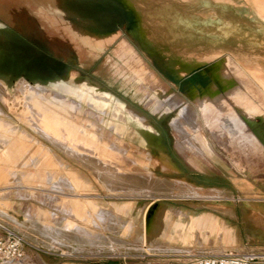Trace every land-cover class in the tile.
I'll return each mask as SVG.
<instances>
[{
    "label": "crops",
    "instance_id": "obj_1",
    "mask_svg": "<svg viewBox=\"0 0 264 264\" xmlns=\"http://www.w3.org/2000/svg\"><path fill=\"white\" fill-rule=\"evenodd\" d=\"M121 2L131 18L130 27L124 32L119 23L111 24L110 28L114 31L105 36L104 46L113 44L119 38L118 34H126V39L130 40L131 35L138 41L139 47L146 51L151 47L149 51L152 54L165 57L168 61L165 72L176 84L187 75L188 68L216 63L219 65L215 67V78L229 84L225 91L227 99L221 94L205 96L197 99L196 109H193L178 96L167 92V85L125 39L118 43L122 53L115 51L114 64H120L125 82L129 83L130 77L136 79L132 92L145 94L140 101L146 103L150 112L157 117H167V124L177 136L174 142L176 157L185 166L190 165L198 171L202 170V165L197 159L215 166L213 157L216 152L202 133L204 127L209 129L213 141L223 152L231 153L233 144H242L241 147L256 145L255 136L245 133L244 128L259 120L264 125V0H137L143 5V10H132ZM89 21L101 24L94 15H90ZM127 21L130 23L128 18L124 24ZM107 30L110 29H105V32ZM147 56L154 58L150 54ZM129 63L137 64L131 73L128 69L123 70L124 64ZM206 71L209 73V69ZM214 84L212 88L217 89L219 84L217 81ZM60 89L62 91L57 89L59 95H73V92ZM29 91H35L41 97L40 110L29 102V97L24 99V105L10 99L6 103L8 109L45 140L48 141L43 133L55 136L58 140L56 144L48 142L86 168L109 192L129 196L152 193L160 196L154 199H160L162 194L171 193L178 187L184 197L173 200L175 206L159 203L148 224L143 218V232L137 236L141 243L146 242L148 235L152 237L154 252L159 256H174L179 261L177 256H185L188 249L195 251L201 248L202 252H213L224 247L222 240L226 244L233 242L231 229L235 226L227 227L224 216L235 219L236 215L226 214L232 212L224 210L220 188L197 186L184 179L175 181V184L167 180L157 181L149 172L151 161L155 160L165 174L177 173L179 170L170 157L162 151L153 156L146 148L132 151L130 146L124 147L127 125L133 122L131 118L142 126L151 125L146 117L126 108L119 100L110 108L111 98L108 103L99 105L88 99L78 102L75 97L64 98L61 103L58 98L57 111L50 114L48 103H45L46 89L29 87ZM83 91L85 96L110 97L105 90L95 86L78 89L75 92L77 97L80 98ZM0 97L5 104L1 92ZM20 105L23 107L17 109ZM83 105H89L91 111L87 114L90 117L98 115L101 127L89 119L78 120ZM173 111L175 115L171 113ZM0 114H3L1 105ZM35 124L41 132L33 127ZM179 143L185 144V148L178 149ZM12 180L18 185L10 186ZM0 186V209L6 211V214L0 211V217L17 222L11 213L18 214L17 202H21L19 206L26 207L22 212L24 221L59 245L65 240H72L79 249L87 244L90 248L113 251L111 240L117 238L115 231L120 229L121 235L128 239L135 229L131 220L123 222L106 209L98 208L93 201L95 188L89 178L61 162L48 147L3 118H0ZM237 186L241 191L248 187L244 183ZM35 191L42 193L37 196ZM35 197H39L41 203L36 210L30 202ZM188 199L211 201L194 204ZM226 200L233 203L231 198ZM243 201L251 213L250 217L264 228V205L254 206L247 199ZM42 204L52 206L54 213L41 209ZM113 207L117 214H126L129 204L114 203ZM55 212L61 217H57ZM107 231L110 234L105 233Z\"/></svg>",
    "mask_w": 264,
    "mask_h": 264
},
{
    "label": "rangeland",
    "instance_id": "obj_2",
    "mask_svg": "<svg viewBox=\"0 0 264 264\" xmlns=\"http://www.w3.org/2000/svg\"><path fill=\"white\" fill-rule=\"evenodd\" d=\"M122 1L124 3V0ZM133 1L137 5H128L129 8L143 10V5L141 6L137 0ZM126 14H128L127 9L121 0H0V92L5 97V104L0 99L3 112L0 114V118L24 130L39 143L48 147L61 162L89 178L95 188L93 201L98 208L106 209L110 214L120 217L123 222L131 220L135 227L128 239L121 235L120 229L115 231L117 238L111 240L113 251L100 250L99 247L90 248L87 244L82 245L83 247L79 249L78 244L72 240H65L59 245L41 233L38 228H34L29 222L24 221L22 212L26 207L19 206L22 203L17 202L16 212L19 215L11 213L17 218V222L8 221L7 217L6 220L0 217V220L2 226L21 234L28 242L25 258L19 264H42V262H56V264H188L187 254L177 256L179 261L175 260L174 256H159L157 252H154L152 237L148 235L145 243L137 240V236L143 232L141 225L143 218L148 224L159 203L175 206L173 200L184 197L181 196L177 186L171 193L162 194L163 198L160 199H154L159 194L152 193L151 195L142 193L139 196H129L125 193L109 192L86 168L69 159L57 147L48 142L56 144L58 140L55 136V140H50L48 138L53 137L45 135L48 141L45 140L19 121L15 114L8 109L6 103L10 99L24 105V102L26 103L24 99L29 97L31 98L29 102L40 110L41 97L35 91H29V87L36 88L40 84L46 89L47 100L45 103H48L49 113H56L58 98L62 103L64 98L74 97L71 94L58 95L56 87L51 86L56 80L72 88L84 86L85 81H89L107 92L111 98L110 108L114 106L116 100H119L126 108L140 113L149 120L152 126L144 124L145 131L136 125L137 120H133L127 125L128 132L124 147L130 146L132 151L146 148L151 151L153 156L162 151L170 157L179 171L165 174L159 168L158 163L152 160L149 172L155 180H167L175 184V181L184 179L197 186L210 185L221 189L220 197H222L221 202L224 204V210L230 209L232 212L226 214L236 215L235 219H230L227 215L224 216L227 227L235 226L231 229L234 240L228 244L222 240L224 247L215 249L213 253L225 250L264 251V228L256 224L250 217L251 213L243 201V199H247V202L254 206L264 205V125H261L260 120L251 126L247 125L244 132L253 134L258 143L250 146L247 144L245 147H241L242 144L240 146L233 144L234 147H230L231 153L223 152L213 141L209 129L204 127L202 133L212 143L216 152V156L213 157L215 166L208 165L202 159H197L202 165L201 171L193 169L189 164L190 167L185 166V163L176 157L174 142L177 136L167 124V117L153 115L146 103L140 101L145 94L132 92L131 87L136 85V79L130 77L129 83L125 82L123 73H120L122 69L120 64H114L115 51L119 54L122 53L121 48L117 47L118 43L125 39L142 57L147 66L167 85V92L178 96L183 100V103L193 109H196L197 99L205 96L215 97L221 94L227 99L225 91L229 84L226 82L224 84L215 78L217 76L215 67L219 65L218 63L207 67L188 68L187 75L180 83L176 84L165 72V66L168 63L165 57L152 54L149 51L151 47L147 51L143 47H139L138 41L131 35V40L129 38L127 40L126 34H118L119 38L115 39L113 44L104 46L103 39L108 33L114 31L110 28L111 24L119 23L124 32L130 27L131 18L129 14ZM90 15H94L101 24L97 23L96 25L89 21ZM126 16L130 19V23L127 21V24H124L128 19ZM105 29L110 30L105 32ZM148 54L153 55L154 58L148 57ZM124 65L123 70L128 69L129 72L135 71L137 67V64L134 63ZM208 69L209 73L206 71ZM190 74L191 76L188 78ZM216 81L219 84L217 89L212 88L213 85H216L214 84ZM230 82L233 83L231 80ZM233 84L235 85V83ZM63 89L67 92L65 88ZM84 96L85 93L82 92L81 97ZM228 103L234 107L230 102ZM21 105L17 109L22 108ZM90 111L88 106L83 105L81 113L78 114V120L89 119L101 127L98 115L95 114V118L90 117L87 114ZM171 113L176 114L174 111ZM103 118L107 119V117ZM34 128L41 132L38 125ZM184 146L185 144H177L178 149H184ZM182 160L184 159L182 158ZM238 183L246 184L247 190L241 191L237 186ZM14 185L18 184L14 181L10 183V186ZM147 185L149 186V183ZM40 193L42 192L35 191L37 196H40ZM228 198L233 199L232 204L227 202ZM203 200L211 201L210 199H188V202L203 204ZM30 202L33 209H38L37 207L41 204L39 197L32 198ZM124 202L129 204V209L126 214H117L114 211V203ZM41 209L52 213L55 210L52 206L44 204ZM0 211L6 214L2 208ZM55 213L57 217H61L58 212ZM105 233L110 234L108 231ZM199 251L202 249L195 251L188 249V254Z\"/></svg>",
    "mask_w": 264,
    "mask_h": 264
},
{
    "label": "built area",
    "instance_id": "obj_3",
    "mask_svg": "<svg viewBox=\"0 0 264 264\" xmlns=\"http://www.w3.org/2000/svg\"><path fill=\"white\" fill-rule=\"evenodd\" d=\"M0 229L3 233L0 237V263L22 262L28 246L26 238L6 226L0 225ZM186 257L189 258L188 264H264V251L258 250L193 252Z\"/></svg>",
    "mask_w": 264,
    "mask_h": 264
},
{
    "label": "bare ground",
    "instance_id": "obj_4",
    "mask_svg": "<svg viewBox=\"0 0 264 264\" xmlns=\"http://www.w3.org/2000/svg\"><path fill=\"white\" fill-rule=\"evenodd\" d=\"M124 3H125V5L126 6H132V5H137V3L135 2V1H133V0H124ZM136 8H137V6H136ZM134 10V9H133ZM33 86H35V85H33ZM51 86H53V87H56V89H59L60 91H62L60 88H65V90H67V92H69V90H71V92H73V95L72 96H74L75 98H77L78 99V102H79V100L81 101V102H83L84 100H86V99H88V100H90V102L91 103H93V104H98L99 105V103H108L109 102V99H110V97H107L106 95H104L103 96V98H100V97H97L96 95H94V94H88V95H86V96H84V97H77V95H76V91L78 90V89H86V88H91V87H97L96 85H94L93 83H91V82H89V81H85V83H84V86H81V87H79V88H75V87H71V86H67V85H65V84H61L60 83V81L59 80H56V81H54L52 84H51ZM36 88L37 89H40L41 90V88H42V86L40 85V84H38L37 86H36ZM44 90V89H43ZM53 90V89H52ZM84 92V91H83ZM63 94V93H62ZM59 95V94H58ZM69 95V94H68ZM60 99V98H59ZM42 100V99H41ZM26 101V100H25ZM45 101V100H44ZM116 104V103H115ZM89 106V105H88ZM94 107V106H93ZM98 107V106H97ZM96 107V108H97ZM101 109V108H100ZM126 111V110H125ZM100 112V111H99ZM105 112V111H104ZM102 113V112H101ZM123 113H124V111H123ZM125 113H127V112H125ZM128 113H130V112H128ZM124 115V114H123ZM128 115V114H127ZM130 116V115H129ZM134 116V115H133ZM131 117V116H130ZM142 118V117H141ZM137 119H140L139 117L137 118ZM131 120L133 121V120H136L135 118H131ZM83 121V120H82ZM92 122V121H91ZM36 123H37V121H36ZM103 123V122H102ZM125 124V123H124ZM137 124H138V122H137ZM136 124V125H137ZM141 126H142V124H140ZM105 126V125H104ZM140 126V128L143 130V131H145V127H141ZM33 127H36V124L33 126ZM109 127V126H108ZM107 127V128H108ZM40 128V127H39ZM106 128V129H107ZM111 127H109V129H110ZM148 129V128H147ZM150 129V128H149ZM109 131H111V130H109ZM113 131H115V133H116V130H113ZM119 132V131H118ZM44 135H49V136H52L53 138H48V139H50V140H55V138H54V136L52 135V134H47V133H43ZM123 135V134H122ZM209 144V143H208ZM65 148V147H64ZM67 148V147H66ZM66 150H69V149H66ZM77 150V149H76ZM75 150V151H76ZM149 158V157H148ZM150 163V162H149ZM160 166V165H159ZM115 174V173H114ZM113 176V175H112ZM68 183H66V185H67ZM189 187V186H188ZM61 194V193H60ZM202 252V251H201ZM218 253H221V252H218ZM3 264H8V263H10V262H2ZM1 263V264H2Z\"/></svg>",
    "mask_w": 264,
    "mask_h": 264
}]
</instances>
